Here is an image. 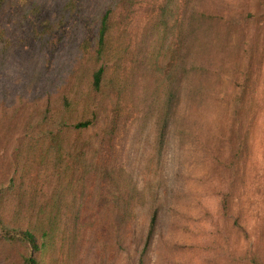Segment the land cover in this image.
<instances>
[{
  "label": "rangeland",
  "instance_id": "1",
  "mask_svg": "<svg viewBox=\"0 0 264 264\" xmlns=\"http://www.w3.org/2000/svg\"><path fill=\"white\" fill-rule=\"evenodd\" d=\"M18 1L31 0L8 1L0 16V42L23 47V57L32 53L43 65L47 61L48 72L57 65L68 72L78 66L81 55L87 57L85 48L94 37V14L101 0H79L80 11L68 22L64 35H55L47 45L39 43L32 48L21 43L32 31L34 19L19 27ZM37 1L40 6L50 2ZM164 4L165 0H138L132 13L122 6L116 11L108 49L111 72L129 78L136 53L141 60L157 58L153 62L158 65L147 68L148 61L134 67L133 89L143 97L138 102L128 96L117 107L114 101L118 95L112 90L106 92L100 120L85 135L88 142L91 137L102 138L107 125L117 122L116 141L113 147L107 145L104 160L105 164L107 160L112 163L113 174L123 189V202L130 201L128 225L122 224L126 214L121 211L110 215L112 211L89 209L88 195L81 212L64 205L58 214L37 219L56 181L43 152H33L30 174L25 177L17 173L15 189L0 196V219L35 233L41 249L36 253L40 264H264V0H174L172 20H182L196 6L202 24L199 41L213 31L214 39L222 36L233 48L248 42L251 67L244 91L227 80L242 82L246 70L242 52L224 57L220 51L205 47L201 56L208 59L199 60L205 70L192 73L185 68L191 74L181 85L182 97L169 131L164 164L161 161L165 180L157 182V172L149 166L156 161L155 106L159 99L146 97L145 89L157 87L161 95V81L178 62L171 52L176 47L174 37L169 35L163 43L153 24ZM48 15L54 18L56 13L49 14L47 9L45 17ZM17 56L12 54L4 67L0 66V122L11 118L19 105L23 109L29 96ZM221 59L225 62L219 67ZM211 60L215 64L212 69L207 66ZM211 83L216 90L210 95L201 93L204 98L197 100L194 89L202 92ZM20 89H26L23 97L17 95ZM106 115L110 118L103 119ZM11 130L9 135L3 133L4 139L0 133V189L4 184L8 190V181L13 178L11 152L20 136ZM239 140H243L240 147ZM234 150L240 153L233 160ZM133 170L141 178L137 186ZM105 174L107 185L110 174ZM103 188L106 195L108 187ZM93 189L94 183L88 193ZM144 190L154 196L147 198ZM74 198L71 190L66 199L71 202ZM154 208L159 209V217L150 236ZM6 229L0 224V264H26L29 246L7 243Z\"/></svg>",
  "mask_w": 264,
  "mask_h": 264
},
{
  "label": "trees",
  "instance_id": "2",
  "mask_svg": "<svg viewBox=\"0 0 264 264\" xmlns=\"http://www.w3.org/2000/svg\"><path fill=\"white\" fill-rule=\"evenodd\" d=\"M8 1L0 0V16L7 8ZM137 2L138 0L100 1V5L94 14L96 22L94 37L91 41H87L88 44L85 48L87 57L81 55L79 59L81 61L78 62V66L68 72L63 71L59 65L55 67L56 70L48 72L45 59L43 65L41 59L39 60L38 56H32V53H28L23 57V47H18L14 43L0 42V66L4 67L5 62L11 55L14 54L16 56L18 53L17 59L20 58L19 63H22L23 68L21 74L23 85L29 89L27 90L29 96L27 95L28 99L23 109L19 105L14 110L11 118L0 122V133H2L3 139L5 137L4 134H11L8 130L12 129V132L20 133L14 144V152H11L13 178L8 181L9 190L5 188L6 185H1L0 196L15 189L17 173L22 172L25 177L30 174L31 163L34 159L33 152L36 151V154L43 152L46 155L45 162L52 170L56 181L52 194L46 199L44 211L42 210L43 208L40 209L38 213L40 217L36 216L37 219L49 214H58L64 205L70 206L72 211L78 209L81 212L83 200L88 195L91 199L90 204L87 206L89 209L92 208L94 211H112L111 213L107 212L110 215H116L121 211L126 214L122 224L124 227L128 225L130 218L127 215L129 213L127 204L130 201L123 202L121 198V196L124 197L123 189L116 180L112 163L107 160L105 164L104 160L107 145L113 147L116 141L118 127L114 125L117 122L107 125L102 138L100 136L91 137L88 142L85 135L100 120V107L104 105L103 97H108L106 92L112 90L118 95L117 101L110 100L116 102L117 107H120L121 102L128 96H131L134 99L133 101L138 102L137 100L143 97L137 93V90L133 89L136 82L134 74L136 68L134 67L146 65L148 61L147 68L151 66L157 67L158 65L153 62L157 61V58L154 60L150 58L141 60L136 53L132 60L134 67L129 78L122 77L118 72H116L117 74L111 72L108 49L109 37L114 28V15L121 6L129 13H132ZM173 2L174 0H165L160 15L153 24L157 34L162 36L160 40H163V43L170 37L169 35L174 37L173 44L176 47L171 48V52L174 54L173 59H177L178 62L174 67L170 68L171 70L165 74L164 79L161 81L163 85V93L161 95L158 96L157 87L145 89L146 97L159 99L155 106L158 111L155 126L157 138L153 148L156 161L149 166V168L156 170L155 181L157 182H164L165 180L161 161L164 164V158L168 151L169 131L176 120L179 107L178 101L182 97L181 85L187 74H191V72L198 73L201 69L205 70L206 66L202 67L199 64V60L206 61L208 59L205 56H201L204 48L211 47L214 50H218L222 56L226 54L232 55L233 53L240 54L241 52L244 54L243 59L246 70L243 72L244 75L242 73V82H234L232 78L227 79L243 91L246 89V84L249 80V66L251 67V64H249V51L251 50L248 48V42L233 48L230 42L222 36L214 39L213 31L203 41H199L202 24L194 10L196 6L191 7L188 10L191 11V14H186L182 20H172L171 6ZM18 3H16L15 8L17 7L18 12H21L20 19L22 21L19 27L23 28L22 25H26L27 22L30 23L34 19L32 31L28 36H25L24 42L21 43L24 44L25 48H32L31 46L39 43L45 46L49 38L55 35L56 37L64 35V29L68 22L72 21L80 11L79 0H50V2L46 1L41 6L38 5L37 0L26 1L25 3L18 1ZM47 9H49V14L53 15V13H56L54 18L49 15V17H45ZM51 18L54 20L52 21ZM228 29L230 34V28ZM13 44L15 47H13ZM15 49H18V51L16 52ZM156 50L157 48L155 47L154 51L156 52ZM139 51L141 55L142 48ZM151 55L153 58L156 56L155 53ZM27 57L30 58L28 61L26 60ZM121 61L123 62L122 59ZM185 62H188V66H186ZM212 62L213 60L207 64L210 69L215 66ZM223 62H225L224 59L218 62L219 67L223 66ZM186 67L191 69L190 73L185 70ZM155 70H153L154 73L156 72ZM157 81L160 80L157 79ZM215 90L216 85L214 83L209 84L202 92L194 89L195 93H197V100L201 98V93L205 92V95H210ZM25 92L26 89H20L17 95L23 97ZM156 96L158 97L155 98ZM240 96L241 94H238L237 99ZM2 114L5 116L6 112L4 111ZM108 118L110 116L106 115L103 119ZM119 119H122V117ZM238 142L240 147L243 140ZM239 153L236 150L233 151V160ZM8 155L9 150L6 156ZM106 172L110 174L107 185ZM132 176L137 186L139 184L137 182L141 178L134 170L132 171ZM92 183H94V189L90 194L88 190ZM113 185L116 187H112ZM103 187H108L106 195L104 194L106 190ZM71 190L74 191L75 198L73 201L68 202L66 197ZM144 194L147 198H149V195L151 197L154 196V193L150 191L144 190ZM114 217L110 218L113 220ZM158 217L159 209L154 208L151 215L150 236H152L156 227ZM0 224L7 228L3 230L7 237V243L21 242L29 246L30 252L26 258V264H40L36 253L40 252L41 249L35 233L32 230L15 226L11 227L3 219H0ZM36 224L40 223L36 222Z\"/></svg>",
  "mask_w": 264,
  "mask_h": 264
}]
</instances>
